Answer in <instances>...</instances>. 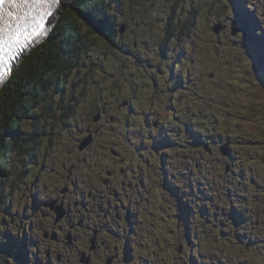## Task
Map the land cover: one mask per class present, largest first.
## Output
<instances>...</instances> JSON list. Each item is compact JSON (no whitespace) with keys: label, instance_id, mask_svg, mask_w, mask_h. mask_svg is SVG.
I'll use <instances>...</instances> for the list:
<instances>
[{"label":"rangeland","instance_id":"obj_1","mask_svg":"<svg viewBox=\"0 0 264 264\" xmlns=\"http://www.w3.org/2000/svg\"><path fill=\"white\" fill-rule=\"evenodd\" d=\"M111 1L115 0L102 4L101 12L116 49L95 42L88 55L93 64L75 68L57 86V93L48 96L54 101L51 116L42 106L22 124L23 132H33L28 151L8 155L0 186L4 264H59L60 258L66 264H107L110 258L109 264H264V219L256 217L254 202H249L258 189L264 191V93L256 91L257 96L249 98L258 80L240 32L235 30L232 36L243 52L236 46L233 63L199 54L194 60L187 51L177 59L186 47V36L181 38L177 30L183 22L190 24L193 35L199 34L202 20L212 15L215 20L221 8V0H213V12L208 7L212 0H186L174 12L170 31L175 36L167 46L173 52L168 59L160 45L167 41L169 0ZM235 2L237 16L246 22L243 1ZM150 3L158 7H149ZM65 9L58 11L57 22ZM78 29L81 35L88 30L82 23ZM87 37L90 43L95 40ZM175 61L181 67L173 66ZM87 130L97 134L93 137ZM189 131L203 142L189 137ZM162 140L173 146L156 152L154 146ZM139 147L144 156L137 154ZM224 148L227 155L221 153ZM117 153L118 167L130 166L134 171L130 182L139 185L127 189L129 199L122 189L117 188L115 197L113 189L101 183L108 160ZM141 174L146 175L143 185ZM224 178L232 179V185L221 183ZM166 185L175 186L187 207L188 199H193L190 228L181 223L185 206H179ZM38 193L44 202L63 204L60 221L49 208L33 207L35 201L28 195ZM200 207L207 209L210 222L198 212ZM239 210L251 222V236L227 219ZM26 219L28 225L34 223L28 234L21 233ZM88 225L97 230L96 243ZM145 226L151 229L147 235ZM111 229L120 238L111 235ZM70 236L75 237L73 246ZM135 240L144 250H131L135 244L141 246ZM4 250H9V257Z\"/></svg>","mask_w":264,"mask_h":264},{"label":"trees","instance_id":"obj_2","mask_svg":"<svg viewBox=\"0 0 264 264\" xmlns=\"http://www.w3.org/2000/svg\"><path fill=\"white\" fill-rule=\"evenodd\" d=\"M105 1L94 0V3L87 5L76 3L72 7L66 8L48 38L31 53L29 52V55L23 59L20 66L0 90V116H2V119H0V182H2L1 178L4 176L3 168L9 158L8 155L11 152H16L20 156L27 152V147L30 144L29 140L33 139V132H23L22 124L30 119L42 106L46 107L47 117L51 116L54 101L53 98H48V96L50 93L56 92L57 86L65 82L75 68L81 65L84 67L85 64H93L92 61L88 60V55L91 54L89 49L93 48L97 42H100V45L108 48V50L116 49L110 35H107L102 28V26L107 28L106 25H108L107 19H104L106 15L101 12L102 4ZM115 1L120 2V0ZM115 1L111 2L114 3ZM185 1L169 0L165 3L170 6L171 10L166 24L167 36L165 39L167 41L162 42L160 45L165 52V56L173 52L170 49L166 50V48L168 41L173 36L170 29L173 26L174 12ZM235 1L221 0L218 17L214 20L212 15L207 17V20H202L201 40L205 39L207 43H196L191 53L192 59L195 60L196 54H199L200 58H225L228 63L234 62L236 46L239 47L240 41L231 36L229 31L234 26L231 19L234 15L232 16L228 9L231 3L235 4ZM215 5L216 1H210L208 3L209 11H215ZM149 7L157 8L158 6H155V3H150ZM196 13L197 9H195L194 15ZM259 14L260 19L264 22V3L262 9L259 10ZM78 23H82L88 28L87 33L81 35ZM214 23H222L226 27L218 36L210 31V26ZM236 26L238 32L244 38L242 23L237 21ZM190 28V24L184 21L177 29L181 38L188 34ZM111 32L113 33V31ZM87 36H93L95 40L90 43L87 41ZM239 49L243 52L242 48L239 47ZM245 53H249V51L247 50ZM173 66L181 67L180 61L179 63L175 61ZM257 69L251 68L254 78L258 80L256 81L258 86L256 84H254L255 88L252 86L254 95H249V98H255L257 96L256 91L259 94L264 93V81H261L264 80V74ZM52 89L53 91H51ZM61 91L65 90L62 89ZM43 101H45V104ZM253 107L257 108L256 106ZM2 185L3 182L0 186ZM239 212L243 214V220L246 222L245 212L241 210ZM241 227L242 225L239 224L238 229ZM2 247L3 243L0 241V249ZM4 255L9 257V250H4ZM13 256L17 257L16 253ZM5 260L6 258H2L0 255V264H4Z\"/></svg>","mask_w":264,"mask_h":264},{"label":"snow or ice","instance_id":"obj_3","mask_svg":"<svg viewBox=\"0 0 264 264\" xmlns=\"http://www.w3.org/2000/svg\"><path fill=\"white\" fill-rule=\"evenodd\" d=\"M76 3L87 5L94 3V0H71L69 4H64L63 0H0V10H5L9 5L14 9H23L5 10L0 15V84L10 78L16 62L22 58L28 46L49 34L53 20L59 15L57 9L62 11Z\"/></svg>","mask_w":264,"mask_h":264},{"label":"flooded vegetation","instance_id":"obj_4","mask_svg":"<svg viewBox=\"0 0 264 264\" xmlns=\"http://www.w3.org/2000/svg\"><path fill=\"white\" fill-rule=\"evenodd\" d=\"M98 129V128H97ZM89 131V130H87ZM92 134H93V137H95V135L97 134L96 131H92ZM119 159V153H117L116 155H113L107 162V169L105 171V178L102 180V185L107 187V188H111L113 189V192H114V196L115 197H118V192H117V188H120L122 189L124 192H125V198L129 199L131 198V195L127 192V189L134 185L135 187H139V185L137 183L133 184L132 182H130V177L131 175L134 173V171L131 169L130 166L126 165V164H121L120 167H118V160ZM134 159H131V162H133ZM34 162V161H32ZM31 162V163H32ZM27 170H25L23 172V175H26L27 173ZM70 177V175L68 176ZM123 181V182H122ZM128 181V182H126ZM35 187V186H33ZM66 190L67 187H66ZM39 194V193H38ZM34 200L36 199V196L37 195H32V194H29ZM52 201H56L57 203V200H52ZM40 204H44V202H40ZM49 211L51 212L52 215H54V211L52 210V208L50 209L49 208ZM11 216H13L12 213H10ZM129 214V208H127V215ZM45 215V214H44ZM126 219H128V217H126ZM32 226H34V223H30L26 229H25V233L28 234V230L29 228H32ZM88 229L90 230V233L92 235L96 234L97 230L93 229L92 227H90L88 225ZM114 235L116 236H119L118 234L116 233H113ZM28 236V235H27ZM75 241V237H72L70 236V245L73 246V242ZM113 258H111V261H112Z\"/></svg>","mask_w":264,"mask_h":264},{"label":"bare ground","instance_id":"obj_5","mask_svg":"<svg viewBox=\"0 0 264 264\" xmlns=\"http://www.w3.org/2000/svg\"><path fill=\"white\" fill-rule=\"evenodd\" d=\"M236 1H238V0H236ZM65 2V0H63V3ZM235 6H236V2H235V4H234ZM248 15L249 16H244V15H242L243 16V18L245 19V21H247V22H250V18L252 17L251 16V13H249L248 12ZM28 53L30 52V50H26ZM176 135V134H175ZM84 141H86V140H84ZM227 163V162H226ZM235 168V167H234ZM84 202H87V201H84ZM183 208H184V206H183ZM234 215L240 220V226H241V224L243 223H245V221L243 220V214L242 213H240L239 211L237 212V213H234ZM242 228V227H241ZM240 228V229H241ZM247 239V238H246Z\"/></svg>","mask_w":264,"mask_h":264},{"label":"water","instance_id":"obj_6","mask_svg":"<svg viewBox=\"0 0 264 264\" xmlns=\"http://www.w3.org/2000/svg\"><path fill=\"white\" fill-rule=\"evenodd\" d=\"M214 31H215V32H218V28H215Z\"/></svg>","mask_w":264,"mask_h":264}]
</instances>
